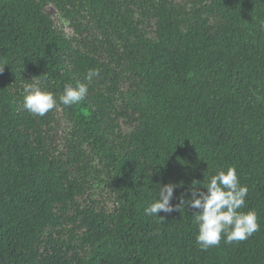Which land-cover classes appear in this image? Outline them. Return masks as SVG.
<instances>
[{
	"label": "trees",
	"instance_id": "obj_1",
	"mask_svg": "<svg viewBox=\"0 0 264 264\" xmlns=\"http://www.w3.org/2000/svg\"><path fill=\"white\" fill-rule=\"evenodd\" d=\"M262 25L264 0H0V264H264ZM28 83L57 107L24 110ZM229 166L247 239L201 251L196 209L145 214L159 185L175 206Z\"/></svg>",
	"mask_w": 264,
	"mask_h": 264
},
{
	"label": "clouds",
	"instance_id": "obj_2",
	"mask_svg": "<svg viewBox=\"0 0 264 264\" xmlns=\"http://www.w3.org/2000/svg\"><path fill=\"white\" fill-rule=\"evenodd\" d=\"M264 27V25H262ZM4 66V65H3ZM0 66V72L3 71ZM99 75L98 70L89 69L84 77L87 83H65L59 94V103L73 106L82 102L88 94V85ZM22 107L28 113L44 116L57 107L54 93L42 90L28 83L23 88ZM202 184L193 181L196 186L190 189V198H180L178 205L171 200L176 185L171 183L159 185L152 202L144 209L145 214L155 216L162 222L165 217L158 213L170 214L188 206L197 211L193 213V222L197 226L196 244L201 251L216 247L223 238L226 242L242 241L259 230L256 213L252 210L242 211L248 194L246 185H242L235 167L217 168L214 174L204 178ZM206 191H200V188Z\"/></svg>",
	"mask_w": 264,
	"mask_h": 264
},
{
	"label": "rangeland",
	"instance_id": "obj_3",
	"mask_svg": "<svg viewBox=\"0 0 264 264\" xmlns=\"http://www.w3.org/2000/svg\"><path fill=\"white\" fill-rule=\"evenodd\" d=\"M46 13L50 16L55 26L60 28L62 30V33L66 37L72 36V31H71V28L68 26L67 21H64V20L62 21L59 18L58 13L55 10V8H53L52 6H49L48 8H46ZM55 126H56L55 127L56 132H57V135H56L57 140H60L63 137L64 133L66 132V125L64 124L59 114L56 115Z\"/></svg>",
	"mask_w": 264,
	"mask_h": 264
}]
</instances>
